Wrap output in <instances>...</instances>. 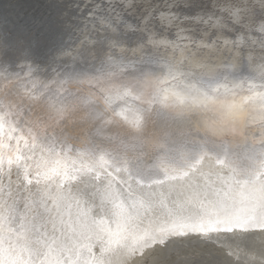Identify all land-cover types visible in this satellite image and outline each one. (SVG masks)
I'll list each match as a JSON object with an SVG mask.
<instances>
[{"label": "snow or ice", "instance_id": "snow-or-ice-1", "mask_svg": "<svg viewBox=\"0 0 264 264\" xmlns=\"http://www.w3.org/2000/svg\"><path fill=\"white\" fill-rule=\"evenodd\" d=\"M0 264H264V0H0Z\"/></svg>", "mask_w": 264, "mask_h": 264}, {"label": "bare ground", "instance_id": "bare-ground-1", "mask_svg": "<svg viewBox=\"0 0 264 264\" xmlns=\"http://www.w3.org/2000/svg\"><path fill=\"white\" fill-rule=\"evenodd\" d=\"M20 2H21L22 4H24V5L27 7V5L33 3L34 0H20Z\"/></svg>", "mask_w": 264, "mask_h": 264}]
</instances>
